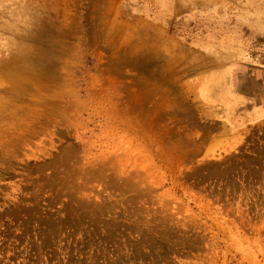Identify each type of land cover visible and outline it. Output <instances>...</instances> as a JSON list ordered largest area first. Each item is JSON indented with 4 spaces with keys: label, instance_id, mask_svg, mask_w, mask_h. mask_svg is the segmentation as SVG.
I'll use <instances>...</instances> for the list:
<instances>
[{
    "label": "rangeland",
    "instance_id": "rangeland-1",
    "mask_svg": "<svg viewBox=\"0 0 264 264\" xmlns=\"http://www.w3.org/2000/svg\"><path fill=\"white\" fill-rule=\"evenodd\" d=\"M0 264H264V0H0Z\"/></svg>",
    "mask_w": 264,
    "mask_h": 264
}]
</instances>
